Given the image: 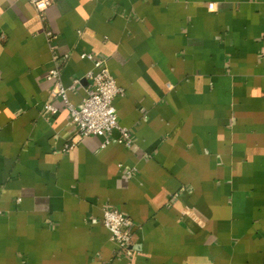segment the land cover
<instances>
[{
  "label": "crops",
  "instance_id": "1",
  "mask_svg": "<svg viewBox=\"0 0 264 264\" xmlns=\"http://www.w3.org/2000/svg\"><path fill=\"white\" fill-rule=\"evenodd\" d=\"M81 53L131 147L78 139L50 96L55 61L80 104ZM0 264H264V0H0Z\"/></svg>",
  "mask_w": 264,
  "mask_h": 264
},
{
  "label": "built area",
  "instance_id": "2",
  "mask_svg": "<svg viewBox=\"0 0 264 264\" xmlns=\"http://www.w3.org/2000/svg\"><path fill=\"white\" fill-rule=\"evenodd\" d=\"M35 9L38 19H43L44 11L50 5L51 0H27ZM209 9H213V4H208ZM46 37L49 43L55 36L47 31ZM63 57H67L64 55ZM80 58L92 61L93 70L87 72L85 78L87 80L84 88V96L81 98L80 104L74 106L67 101L66 91L60 79V68L53 62L52 67L47 71L46 79L52 81L50 96L53 99H60L65 103V107L69 113V118L75 130V136L81 139L86 136L102 138L101 146H105L112 139L113 130L119 131V136L114 140L125 147L132 146V140L125 128L117 122L116 112L113 105V99L122 94L108 68L102 59L93 58L89 53H81ZM78 82V80H74ZM45 108L51 114L56 113L57 109L46 104ZM75 142L65 145V150L72 149ZM103 226L109 231L111 240L125 254H131L132 220L110 207L102 209Z\"/></svg>",
  "mask_w": 264,
  "mask_h": 264
}]
</instances>
